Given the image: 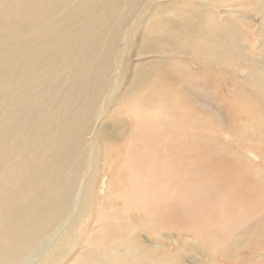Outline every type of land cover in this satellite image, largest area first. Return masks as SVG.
I'll return each mask as SVG.
<instances>
[{"label":"bare ground","instance_id":"bare-ground-1","mask_svg":"<svg viewBox=\"0 0 264 264\" xmlns=\"http://www.w3.org/2000/svg\"><path fill=\"white\" fill-rule=\"evenodd\" d=\"M139 1L0 0V264H181V252L159 253L167 245L180 243L196 255L190 264H220L218 256L237 254L255 235V219L250 213L264 207V177L253 174L254 170L260 171L261 165L255 161L263 159L252 140L261 144L262 134L244 135L249 140L246 156L236 149L238 160L244 158L250 168L245 167L252 169L249 173L255 176L257 195L248 191L236 196L234 187L229 185L226 192L224 183L218 184L220 188L209 179L210 185L202 188L203 183L199 186L190 182L195 178L178 181L181 173L167 180L156 167L163 162L159 159L158 163L157 157L161 156L159 135L168 131L166 123L172 125L175 119L180 125L183 120L195 123V117L181 106L182 93L198 85L196 76H206L202 71L190 70L189 64L177 57L206 59L209 50L216 49L221 59L229 47L247 54L240 33L253 26L263 38L256 47L253 66L256 71L264 69V0H156L146 16L135 21L123 36L124 23ZM220 10L227 11V18L220 19ZM258 13L256 26L246 20ZM137 32L141 33L140 60L135 64L131 84L121 89L122 79L117 83L113 77L125 74L123 64H119L112 80L109 76L115 66L114 45L123 37L125 47L119 57L125 58ZM244 60L248 63V56ZM169 70L185 89L176 92L172 106L166 100L171 92L165 83ZM246 77L251 86L264 91L255 72ZM104 92L99 118L113 99H130V115L135 122L128 132L123 124L113 130L105 120L92 131L96 100ZM144 92L143 103L133 107ZM151 126L156 127L155 138L144 131ZM88 132L84 141L83 135ZM122 145L126 147L122 165L129 171L131 191L126 192L127 188L119 198L125 209L140 212L137 221L127 220V213L124 220L117 212L119 204H96L95 183L100 177L97 159L103 160V151L117 150ZM85 152L89 153L88 160ZM162 166L161 171L168 170ZM199 178L201 182L205 179ZM238 206L246 209L245 213L251 211L243 219L241 215L243 221L235 219L237 212H242ZM174 209L184 218V227L176 221V227H170L172 231L161 234L158 230L163 226L153 219H166V212ZM198 209L211 211L205 213V223ZM142 232L158 238L145 241ZM79 240L85 241L84 250L69 258L68 253Z\"/></svg>","mask_w":264,"mask_h":264},{"label":"rangeland","instance_id":"rangeland-1","mask_svg":"<svg viewBox=\"0 0 264 264\" xmlns=\"http://www.w3.org/2000/svg\"><path fill=\"white\" fill-rule=\"evenodd\" d=\"M9 1H12V0H9ZM154 1H156V0H141L136 4V6H135L134 10L132 11V13L130 14L128 20L124 23L126 26L124 27V30H123V36L125 35L126 30L131 28V26H133V23L135 21H139L140 19L142 20L146 16V14L149 12V10L151 8V4ZM224 9H227V8L225 7ZM0 11H1V9H0ZM226 12L227 11L220 10L217 15L220 17V19H222V18L225 19V18H227ZM252 15H254V14H252ZM248 17L246 18V20L248 22H250L249 20H251L252 24L254 26H256L257 23L259 22V13L255 14V16H253V17H250V16H248ZM250 28H251V30H249ZM2 29H3V21L0 20V34H2ZM249 29H247V30L245 29L240 33L241 34L240 37H242L241 38L242 41L244 40L243 41L244 43L243 42L242 43L245 45L247 44L245 47V49H247L246 50L247 54L244 53L245 50L242 53V51H238L236 48L229 47L226 49V56H224V58H221V59L219 57L218 50H216V49L209 50L206 59H203V57H197V58L192 57L190 59V58H187L186 55H179L177 57L182 62H184L185 64L188 63L190 70L202 71L204 73V75H206V76H200V77L196 76L194 78V80H196L198 82V85L195 86V88L192 87L189 89V91H186L187 93H184L185 95L182 93V92H184L185 89H184V87L180 88L179 79L176 78V76H175L176 74L173 71L169 70V74L166 75L165 83L169 86V88L171 90V92L169 94L167 93L166 100L172 106L175 103L174 95H177L176 92L180 93L182 91L181 92L182 96H183L182 99H183V102L185 105L183 103H181V106H184L186 112L192 114L195 117V123H192V122L183 123L184 122V120H183L182 124L180 125L179 123L176 122V119L171 121L172 125H170L169 123H166L165 127H168L167 128L168 131L159 135L160 145L158 147L160 148L161 151L159 150L158 152L161 153V156L157 157V161H158V163H160L161 162L160 160L162 159L163 162H161V164L157 163L158 166L160 165V167H156V168L158 170L157 173L159 171H160L159 174L165 173V175L163 174L161 176L168 177V178H166L167 180L172 179V177H174V176L179 177V175L181 173L182 175H180V177H179L180 179L178 181H181L183 179L186 181H189L190 179H187V178H191L192 180L195 178L194 181L190 180V182L197 183L199 186H202L201 184L203 183L204 187L202 186V188L209 186L210 181H211L217 186H219L218 184L224 183L223 186L222 185H220V186H222V188L226 187V188H224L226 190V192L228 190L229 185L232 186V188L234 187L233 193L235 192L236 196L248 194V191H249V193L253 192L254 195H257L256 189L258 187H257V183H255V176L253 174L254 173L258 174V175L261 174L260 176L264 177V175H263L264 168L261 169L262 165L264 167V164H263L264 163V139L262 140L261 144H259L258 141H256V140H252V143L255 146L256 151H258V156L260 157V159H263V160L257 159L255 161V163H257V165L261 164V165H259L260 171H258V173H257V170L256 171L254 170L253 174H250V173H252L251 172L252 169H248V168H250L249 165L246 164L248 162L244 158H241L240 160H238V154L236 151V149H237L240 153H242V155H245V150L247 151L249 149V145H248L249 140L244 135H249V137H255L257 134H258L257 136H260L262 134L264 136V128H263L264 127V125H263L264 119H262V118H264V104H263L264 103L263 102L264 101V91L261 92L258 90V87L254 88L253 86H251V84H250L251 81L248 83L247 82L248 80L246 77V75H248L249 73L253 74L255 72L257 75V78H258V82H261L262 84H264V72H262V71H264V69L261 68L260 70L256 71V67L253 66L254 61L252 60L255 56V52L257 51L256 47L258 46L259 42H261V40L263 38H261L262 35L260 36V34L257 33L256 29L253 26H249ZM246 33L247 34L249 33V34L247 35ZM140 41H141V33L137 32L134 35V38L132 40V48L130 50H128L125 58L119 57L120 54L122 53L124 47H125L123 37L115 42V45H114V47H115V57H114L115 66L111 71H109V74H110L109 76L112 80V76L115 73V70L118 68L119 64L120 63L123 64L125 74L113 77V79L116 80L117 83H118V81H120L122 79V82L120 84L121 89H126L127 87H129V85L132 82L135 64H137L140 60V55L138 54V47H139ZM204 51H206V50H204ZM168 56H170V55H168ZM244 56L246 58L248 56V63L244 60ZM251 56H252V58H251ZM170 57H173V56H170ZM174 57H176V56H174ZM208 57H210V58L207 59ZM164 65H166V64H164ZM237 70H239V71H237ZM246 71L248 72V74ZM170 74H172V76ZM244 76L246 77L245 81H243L245 78ZM249 78H251V76H249ZM242 84H244V85L242 86ZM106 92H104L96 100V104H95L96 114H95L94 118L91 120L93 122L92 126H91L92 131L94 128H98L101 125V122L103 120H105L106 124L109 127H111L113 130L117 129L120 125L123 124L124 130H126V132H128L130 130L131 126L133 125V123L135 122V120L133 119V116L130 115V109H131L130 99H125L123 101H117V100L113 101L114 100L113 99L109 103V105H108L107 109L105 110V112L103 113L102 117L99 118V116L97 114L98 109H99L100 104H101V99L103 97H105ZM254 93L257 96L253 95ZM246 95H248L249 97L246 98L247 97ZM145 97H146V92L140 94L139 95V103L133 104V107H136L137 105L142 104ZM249 102L254 103V104L251 105ZM259 103H261V104H259ZM246 104L248 106H246L244 108V106ZM259 106L261 107V109L259 108ZM146 107H149V106H146ZM172 110H173V108H172ZM166 111H169V109L167 108ZM224 112H225V114H224ZM258 113H259V115H258ZM246 119H248V120H246ZM259 121H260V123H258ZM255 124L257 125L256 127L254 126ZM239 125H241V126H239ZM258 127H260V128H258ZM155 129H156L155 126H151V127H146L144 129V131L148 134V137L150 136L151 138H155L156 137ZM181 129H182V131H180ZM253 130H254V132H253ZM89 135H90L89 132L84 133V135H83L84 141L88 138ZM203 136H204V138H203ZM242 136H244V137L242 138ZM205 137L208 139H206ZM242 139H243V141H242ZM152 141H153V139L151 140V142ZM167 143H168V145L165 146ZM169 144H171V145H169ZM246 147H248V148H246ZM86 148H87V145L84 144L83 150L86 151ZM206 148H207V151H206ZM119 149L121 152L118 151ZM124 150H126V147L122 145L117 150H112L110 152L103 151V160L97 159L96 163L98 166V172L100 174V177L98 179V183H97V181L95 183V186H97V191L99 193V194L97 193L98 202L96 201V204L101 205L102 207H110V206H116L117 207V205L119 204L118 205L119 210H117V212L123 218H125L124 220L127 219L126 216L124 215L127 213V217L128 216L130 217L127 220L137 221V219L140 215V212L136 213L135 209H129V210L125 209L122 206L121 199L119 198L122 196L121 194L127 190V188L129 190L126 192L131 191V187L128 183L130 180L129 171L126 170L124 168V166L122 165V156L121 155H122V152H125ZM205 151H206V153H205ZM208 151L209 152L214 151V153L213 152L209 153ZM207 153L209 154V156L207 155ZM222 153H224L225 155H223ZM88 154H89L88 152H85V158L87 160H88ZM202 154H204V155H202ZM196 155H197V157H196ZM192 156H194V157H192ZM202 156L205 158L211 157L209 159L213 163L210 162L208 158L205 159ZM195 159L196 160L198 159L199 161L198 160L196 161ZM211 159H213V160H211ZM242 159H243V161H242ZM259 161H261V162H259ZM206 163H209V164H207L208 166H206ZM162 165H164V167L166 166L165 168H168V170L166 169V171L165 170L161 171V168L163 167ZM245 165H247L248 168H247V166L245 167ZM141 166H143V165L140 164V167ZM203 166H205V167H203ZM195 169H198L199 171L195 170ZM167 171H168V173H167ZM172 171H173V173H172ZM204 171H206V172H204ZM210 171H211V173H210ZM220 171H222V172L220 173ZM249 171H250V173H249ZM183 172L185 174H183ZM207 172H208V175H207ZM166 173H167V175H166ZM203 173H204V176L202 175ZM173 174H175V175H173ZM252 175H253L254 179H253ZM199 176L202 178L205 177V179L204 180L201 179L202 180V182H201ZM213 176H215V177H213ZM223 176H224V179L222 178ZM231 176L233 178H231ZM259 177H258V179H259ZM206 179H209L210 181L206 180ZM125 180H127V181H125ZM217 180L221 183H219ZM223 180H225V181H223ZM208 181H209V183H208ZM234 181H236V182L232 183ZM205 182L208 184H206ZM230 183H232V185ZM241 186H242V188H241ZM125 187H126V189H125ZM132 188L134 191L135 186H132ZM105 197H107V198H105ZM104 202H105V205H104ZM239 207L242 210V212L241 211L237 212V214L235 216H238V217H235V219H237V220L240 219L241 215H242V219L245 217V215L250 216L247 214V212L248 213L251 212L249 209L245 213L246 209H244L241 206H238L237 208L239 209ZM237 208H235V210H237ZM206 212H211V211L210 210L207 211L206 209H200V210L198 209L197 210V213L200 216V218L202 217L201 219H203L204 217L206 218V216H207V215H205ZM256 212H257V214H254ZM141 214H143V213L141 212ZM250 214L252 215L251 218L254 216L255 220H253V221H255V227L257 229L255 235H252V237L250 236L251 237L250 238L251 241L249 240L250 244H248L246 247H243L244 248V249L242 248L243 250L240 249L239 251H237L236 252L237 254L229 253L227 255L218 256L216 258V261L219 262L220 264H240L241 262H242L241 264H243V263H245L244 260H247V259L249 260V262H247L248 261L247 260L245 264H247V263L250 264V262L252 264H264V261L262 262L264 257H261V255L264 254V221L261 220V218L264 216V207H260V208L256 209V211L252 210V212ZM203 215H205V216H203ZM142 216H144V214ZM166 217H167L166 219H162V218L158 219V217H155L153 219L154 222H156L155 224H157V225L159 224L160 226H163L164 230L163 229L158 230L160 233L162 232L161 234L165 235V234L169 233V231H172L173 230L172 228L176 227L175 226L176 221L178 222V224H180L184 227V225L182 224L184 218H181V213L176 211L175 209H174V212H169V213L166 212ZM161 219H162V221H161ZM202 221L206 222L207 218L203 219ZM241 221H243V220H241ZM241 221H238V222H241ZM242 224L244 225V223H242ZM170 227H172V228H170ZM142 233H144L142 235H143V237L145 236L144 237L145 241H148V240L154 241V240H157V238H158L155 236L153 238H149L147 236V232H142ZM172 233H174V232H171V234ZM146 239H148V240H146ZM167 243H169V242H167ZM199 243H200V241H199ZM85 244H86L85 241L81 242L79 240V244L68 253V257L71 258L76 253L82 252L84 250L83 246H85ZM160 250H159V253H163L162 251H164L165 253L169 252V253L174 254V255H178L179 252H181L182 255H180V257H179L180 260L182 261L181 264H190V261H193V257H196L195 253H193L185 244L181 245V243L177 244V245L176 244L167 245V247H165L164 249H160ZM176 251H178V252H176ZM241 251H244V252H241ZM252 256H253V258H252ZM184 257L186 259H184ZM258 257H260V258H258ZM236 258L239 260L240 263L238 262V260ZM241 258L242 259L245 258V259L242 260ZM261 258H263V259H261Z\"/></svg>","mask_w":264,"mask_h":264}]
</instances>
